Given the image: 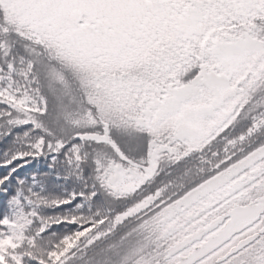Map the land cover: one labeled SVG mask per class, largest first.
Listing matches in <instances>:
<instances>
[{"label": "snow or ice", "instance_id": "obj_1", "mask_svg": "<svg viewBox=\"0 0 264 264\" xmlns=\"http://www.w3.org/2000/svg\"><path fill=\"white\" fill-rule=\"evenodd\" d=\"M0 264H264V0H0Z\"/></svg>", "mask_w": 264, "mask_h": 264}]
</instances>
